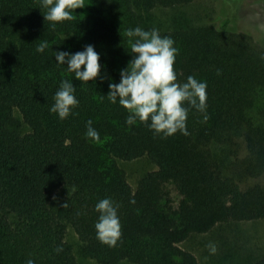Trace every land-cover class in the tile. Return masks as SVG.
<instances>
[{
	"label": "trees",
	"instance_id": "1",
	"mask_svg": "<svg viewBox=\"0 0 264 264\" xmlns=\"http://www.w3.org/2000/svg\"><path fill=\"white\" fill-rule=\"evenodd\" d=\"M194 1L85 0L53 28L39 0H0V264H78L68 227L79 257L97 264H199L180 246L193 235L264 221V48L239 27L242 0H222L208 22L182 12ZM165 9L176 13L162 22L155 14ZM136 26L175 41L179 82L207 83L209 119L190 110L187 136L128 126L126 110L104 97L131 59L124 33ZM42 40L49 47L37 53ZM87 45L103 67L84 83L54 57ZM65 79L79 105L60 120L49 109ZM89 120L100 142L85 137ZM143 157L156 170L132 189L118 161ZM56 193L64 197L54 206ZM103 198L119 205L112 247L94 229Z\"/></svg>",
	"mask_w": 264,
	"mask_h": 264
},
{
	"label": "clouds",
	"instance_id": "2",
	"mask_svg": "<svg viewBox=\"0 0 264 264\" xmlns=\"http://www.w3.org/2000/svg\"><path fill=\"white\" fill-rule=\"evenodd\" d=\"M39 3L46 10L44 21L53 28L58 23L73 20L75 10L85 7V0H39ZM124 35L131 59L120 71L119 83L109 82L108 93L104 97L109 103L118 104L126 110V125L144 123L155 135L167 138L177 133L189 135L187 119L190 110L199 112L206 122L209 119L206 111L207 83L192 75L184 82L178 81L174 70L177 55L175 41L170 36H162L156 28L145 30L140 26L127 29ZM48 47V41L42 40L36 52L43 53ZM54 59L58 67L67 65V72L84 83L94 82L103 67L99 63L100 54L93 45H87L76 53L57 51ZM52 99L49 111L60 120L74 115L73 109L79 105L75 87L67 79L60 81ZM85 137L92 142H100V133L91 120L86 122ZM66 205L64 203L62 207ZM118 208L119 205L111 198L99 200L94 208L98 213L94 224L97 239L110 247L115 246L121 237ZM208 248L210 253L216 252L215 244L210 243ZM26 264H34V261L28 259Z\"/></svg>",
	"mask_w": 264,
	"mask_h": 264
},
{
	"label": "rangeland",
	"instance_id": "3",
	"mask_svg": "<svg viewBox=\"0 0 264 264\" xmlns=\"http://www.w3.org/2000/svg\"><path fill=\"white\" fill-rule=\"evenodd\" d=\"M222 0H195L184 8V14L194 16L197 20L208 22L216 16V9ZM163 12V13H162ZM157 12L156 18L167 22L176 11L163 10ZM238 24L242 32L249 34L254 42L264 48V0H242L236 11ZM263 105L264 95L259 99ZM124 171L127 183L135 189L139 180L146 174L156 170L155 164L143 157L133 161H118ZM54 206L64 197L56 193ZM222 240H224L222 242ZM66 241L71 245L78 264H97L92 260L80 258L78 255L79 240L71 228L66 229ZM215 244L216 252L210 253L208 245ZM181 248L193 253L199 264H250L254 259L264 256V221L241 223L232 226L227 233L217 228L205 235H193L182 243Z\"/></svg>",
	"mask_w": 264,
	"mask_h": 264
}]
</instances>
